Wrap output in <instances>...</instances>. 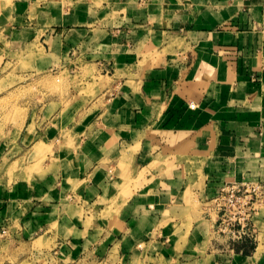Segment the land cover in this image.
<instances>
[{"label": "crops", "instance_id": "1", "mask_svg": "<svg viewBox=\"0 0 264 264\" xmlns=\"http://www.w3.org/2000/svg\"><path fill=\"white\" fill-rule=\"evenodd\" d=\"M86 1H14L22 26L0 9V58L35 43L110 77L88 111H42L21 155L0 132V165L23 166L0 174L18 262L264 264V199L235 243L211 206L227 182L264 181V0Z\"/></svg>", "mask_w": 264, "mask_h": 264}, {"label": "rangeland", "instance_id": "2", "mask_svg": "<svg viewBox=\"0 0 264 264\" xmlns=\"http://www.w3.org/2000/svg\"><path fill=\"white\" fill-rule=\"evenodd\" d=\"M14 1L21 0H0V9L2 12L6 11L5 14L7 10L11 11L9 15L16 14L12 25L22 26L26 23L24 21L26 12L15 11ZM63 1L67 2L65 4L68 7L72 3L79 4L85 0ZM36 7L37 4L34 5L33 12H36ZM35 20L40 27L41 22ZM39 47L35 43L28 49L20 46L13 48L14 52L5 53V56L0 58V132L7 139L12 138L9 141L12 144L11 148L6 154L8 157L12 153L15 156L26 152L22 147L26 145L27 137L24 139L21 136L27 131V127L32 130L35 126L43 127L52 121V118H43L42 111H57L59 107L67 109L71 106L88 111L90 102L110 85V77L103 76L96 64L86 59L83 53L75 58L76 54L72 50L65 56L61 54V59L58 60L51 56L47 58V53L39 51ZM44 59L47 60V67L42 65ZM63 60L71 62L69 68L60 69ZM79 98L82 99L81 107L77 101ZM10 132L13 136L8 134ZM44 157L45 154L37 158V161L40 163ZM4 162L0 165V174L12 176L23 167L7 165L8 158ZM193 166L196 171L200 168L199 165ZM30 167L34 169L33 166ZM11 233L9 230L0 231V264H26V261L18 262L19 251L18 247L15 250L10 244Z\"/></svg>", "mask_w": 264, "mask_h": 264}, {"label": "built area", "instance_id": "3", "mask_svg": "<svg viewBox=\"0 0 264 264\" xmlns=\"http://www.w3.org/2000/svg\"><path fill=\"white\" fill-rule=\"evenodd\" d=\"M264 199V181L239 180L225 183L213 197L217 212L216 230L229 242L254 239L253 218Z\"/></svg>", "mask_w": 264, "mask_h": 264}]
</instances>
